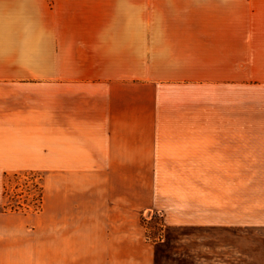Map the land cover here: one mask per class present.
Segmentation results:
<instances>
[{
	"label": "crops",
	"instance_id": "obj_1",
	"mask_svg": "<svg viewBox=\"0 0 264 264\" xmlns=\"http://www.w3.org/2000/svg\"><path fill=\"white\" fill-rule=\"evenodd\" d=\"M218 146L264 160V0H0V264H41L48 215L5 208V178Z\"/></svg>",
	"mask_w": 264,
	"mask_h": 264
},
{
	"label": "rangeland",
	"instance_id": "obj_2",
	"mask_svg": "<svg viewBox=\"0 0 264 264\" xmlns=\"http://www.w3.org/2000/svg\"><path fill=\"white\" fill-rule=\"evenodd\" d=\"M219 149V160L114 162L109 175L62 162L73 167L4 177L5 208H46L41 264H264V160H223Z\"/></svg>",
	"mask_w": 264,
	"mask_h": 264
},
{
	"label": "trees",
	"instance_id": "obj_3",
	"mask_svg": "<svg viewBox=\"0 0 264 264\" xmlns=\"http://www.w3.org/2000/svg\"><path fill=\"white\" fill-rule=\"evenodd\" d=\"M15 178H18V179H19L20 177H15ZM9 192H10L9 189H8L7 186H6V194H5V195H6L7 197H9V199H11V196H10V193H9ZM9 204H10V202H9ZM22 205H23V204L19 203V204L17 205L16 209H19L20 207H22ZM11 207L15 209V207H13V206H11Z\"/></svg>",
	"mask_w": 264,
	"mask_h": 264
}]
</instances>
